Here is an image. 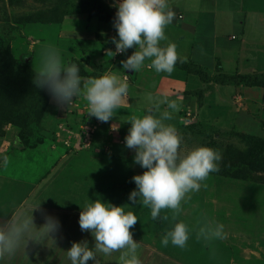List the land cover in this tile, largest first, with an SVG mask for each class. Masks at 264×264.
Returning <instances> with one entry per match:
<instances>
[{
    "label": "rangeland",
    "instance_id": "374dc122",
    "mask_svg": "<svg viewBox=\"0 0 264 264\" xmlns=\"http://www.w3.org/2000/svg\"><path fill=\"white\" fill-rule=\"evenodd\" d=\"M188 1L195 3L189 8L191 11L214 9L218 15L216 21L203 17L199 22L201 37L204 38L202 44L207 49H203L200 56L190 57L184 49L191 44L192 38L179 41L180 32L173 25L181 20L174 18L171 24L165 26L166 43L180 44L177 51L185 57L186 69L194 67L189 61L191 59L201 64L205 73L216 72L217 82L205 83L202 77L196 75L198 79L188 81L186 87L178 86L185 87L182 88V96L186 99L182 97L176 100L178 105L183 102V113L192 112L189 115L194 116L203 108L205 114H210L191 124L198 129V136L182 134L187 144H181V151L207 145L219 150L221 159L217 162L218 168L201 181L200 189L187 194L181 204L185 210L179 216L190 228L191 214L186 210L189 207L195 213L193 217H198L199 225L209 220L223 224L225 235L222 239H199L200 258L201 252L206 253L207 244L211 245L213 241V248L223 250L225 256H218L211 263L264 264V151L251 154L254 147L264 142V81L261 79L260 83L252 86L236 84L220 74L223 70L229 72L227 70L231 66H226L227 63L232 66L244 64L239 68L242 74L254 72V67L255 71L264 72V0ZM172 4L171 8L176 13L178 9H186L190 3L175 0ZM115 12L114 0H0V157L8 158L5 166L0 164V174L10 173L11 162L16 157L14 150L23 152L27 149H23L20 140L31 148L40 146L41 155L38 153L28 162L36 160V166L40 169L42 154L46 152L43 148L45 145L55 153H75L78 151L75 148L81 149L93 141L94 131L99 127L109 126L112 131L125 134L134 116H141L139 113L142 112L144 115L162 97L168 98L162 86L154 85L156 81L150 74L143 76L141 73L145 72L137 70L129 73L121 68L120 61L134 49L129 48L126 52L111 56L109 51L115 49L111 37L117 35L112 24ZM208 34L210 40L205 38ZM221 36L228 55H212L213 50L222 49ZM46 46L55 47L65 63H77L85 80L105 73L126 80L129 88L124 103L130 102L136 112H130L127 117H116L115 122L103 123L87 114V101L82 93L67 109L56 106L49 93L32 82L33 73L41 66L42 49ZM147 62L150 61L146 59ZM143 87L147 89L144 95L146 100L139 97ZM210 90H214L215 98H206V92ZM124 103L121 106L126 105ZM141 105H145L143 111ZM121 106L116 109L119 110L115 112L117 116H122ZM250 154L253 163L248 166L244 158H251ZM25 175L22 177L24 185L27 182ZM14 199L19 201L17 196ZM8 201H4L0 195V218H5L4 208ZM158 241L152 238L149 245L141 250L139 248L141 264L189 263L185 254L178 250L177 254L167 250V247L162 246L161 250ZM175 248L185 250V247L175 245L172 250ZM163 255L170 258L163 259ZM172 257H181L184 262L177 263ZM206 263L207 259L204 258L198 264ZM0 264L27 263L5 258Z\"/></svg>",
    "mask_w": 264,
    "mask_h": 264
},
{
    "label": "clouds",
    "instance_id": "9594fccd",
    "mask_svg": "<svg viewBox=\"0 0 264 264\" xmlns=\"http://www.w3.org/2000/svg\"><path fill=\"white\" fill-rule=\"evenodd\" d=\"M114 4L112 24L117 35L111 37L115 49L109 52L112 56L134 49L120 61L121 68L140 70L148 59L147 66L157 73L173 72L176 62L185 57L178 53L174 42L162 43L168 40L165 26L175 17L168 0H114ZM32 82L37 88H44L56 106L65 109L82 93L87 101V114L105 122L113 119L115 110L126 100L129 88L126 80L112 73L85 80L79 65L65 63L53 46L42 49L41 66L33 73ZM161 104L166 107L161 109ZM178 107L175 99L162 97L144 115L134 116L129 121L124 144L134 149L133 162L144 169L132 175L135 187L129 191L128 200L132 205L150 208L153 220L159 217L169 221L171 227L160 237L162 245L171 243L183 248L189 240L190 229L183 220L177 219L182 201L188 193L198 191L201 181L218 168L221 153L207 145L181 151L182 137L172 124L165 122ZM7 162V156L0 157V164ZM89 201L80 207L78 224L81 231L91 234L94 242L89 246L87 239L72 241L65 250L69 264H89L90 260L91 264H105L114 252H118L116 264H141L140 244L132 234L138 220L133 207L101 199ZM38 208L39 203L29 210L0 218V261L15 256L21 249L26 254L29 241L54 243L60 221L43 212V223L37 225L32 210ZM162 209L171 210V217L167 213L161 216ZM195 232L204 241L222 239L225 235L223 224L210 220L201 223Z\"/></svg>",
    "mask_w": 264,
    "mask_h": 264
},
{
    "label": "crops",
    "instance_id": "0c3cea01",
    "mask_svg": "<svg viewBox=\"0 0 264 264\" xmlns=\"http://www.w3.org/2000/svg\"><path fill=\"white\" fill-rule=\"evenodd\" d=\"M174 1L175 0H168V2H170V7L173 6L172 3H174ZM187 2L190 4L185 7L186 9H178L175 13L174 20H181V22L178 23L175 21L173 27L174 29L178 30V33L180 32L178 35L179 41L183 42V38H187L188 40V37L192 38L191 44L184 50L190 54V57H197L203 53V49H207L206 45L202 44V39L204 38L201 37L202 32L199 22L201 19H203V17L212 18L216 21L218 15L215 13L214 9H198L191 11L189 8L195 6V3L188 0ZM190 15L194 17H190ZM186 35L187 37H185ZM221 37L222 49L215 51L213 50L212 55L215 53H220L223 56L228 55V53L225 52L226 49L224 47V38L223 36ZM247 37L248 35L246 38ZM205 38H209L210 40V34H208ZM188 42L186 41V43ZM162 43H166V41H162ZM186 43H184L183 47ZM176 46L177 48H180L179 43L176 44ZM183 61H185V59ZM189 61L192 62V64L202 66L201 64L191 61V59H189ZM148 63L149 62L145 63V66H142V68L138 71L145 72L141 73L143 76H149L150 74L154 81H156L154 85L162 86L165 95H168L169 99L179 100L180 98L184 97L182 96V88L187 86L188 81H194L196 78L198 79L196 74L187 71V69L183 67L175 66L174 71L171 73H157L154 69L147 66ZM242 65L244 64L232 66L228 65L227 63L226 66H231V68L227 70L229 72H225L223 70L224 67L222 66L223 71L221 72L223 73L220 72V74H237L240 71V66ZM254 68V72L252 73L263 72L255 71L256 69ZM233 71H236V73H232ZM129 73H133V71L129 70ZM213 73L207 74L211 76V78H214L216 77V72L214 74ZM238 74H242V70ZM151 77L149 78L152 79ZM181 82L185 84H181ZM204 82L213 83V79H210V81L204 80ZM176 83L180 84L176 85ZM182 85L185 87H178ZM198 89L195 88V90ZM146 90L147 89L143 87V92L141 96H139L144 100H146V98H144V95H146ZM212 96H215L214 90H210L208 93L206 92V98ZM185 99L186 98L184 97V100ZM146 102L149 101L147 100ZM182 103L179 104L178 109L173 112L172 118L165 122L172 124L181 137L184 133H190L192 137H196L199 135L197 131L198 129L192 127L191 124L194 125L196 120L205 118L210 114L209 112L205 114L203 108L199 110L198 113L194 114V116L189 115L192 112H187L189 114H185L183 111H181V107H183ZM124 104L126 105L121 106L122 116H117L116 113H118L119 110H115L116 113H114L113 119H110L106 122H115L116 117L121 118L123 116L125 117L127 114L129 116L130 112H136V108L133 109L130 102ZM144 106L145 105H141V111H143L142 109ZM165 107V104L162 105V109ZM154 113H156V115L159 114L158 112ZM139 114L142 116L143 112ZM104 122L105 121H103V123ZM111 128L112 127L109 128L108 126V128L99 127L98 129H95L93 141L88 142L82 146L81 149L73 148L74 150H78L74 151L75 153H61V151L55 153L54 150L48 149V146L45 145L43 148L46 149V152L42 154L43 163L40 165L41 170L36 166V160L28 163L30 158L35 157V155H37L41 150L39 145L37 148H27L23 150V152L20 150H14V155L16 157H14L13 160L17 159L18 161H14L13 163L12 160L9 174H0V195L2 198L4 197V201L6 199L9 200L7 202V206H3L5 207L4 212H6L7 215L8 213L15 215L20 211L31 209V207L39 203V208L32 210L34 222L37 225L43 223L42 213L46 212L56 216L59 219L60 230L55 234L54 243L51 241L44 243L29 241L26 245V254L21 249L15 256L10 257L12 260L27 264H69L65 250L70 247L72 241L87 239L89 241V246H91L94 242L91 234L87 230L81 231L78 224L80 207H83L85 202H90L89 199H101L103 201H109L117 205L128 204L129 206H132L135 214L138 217L136 224L132 228V234L133 238L139 241L140 250L144 246L149 245V242L152 240V238L160 240L164 230L168 227H171V224L168 220H164L159 217L156 220H153L150 216V208L147 206L142 204L132 205L131 201L128 200L129 191L135 187L134 181L131 180L132 175L134 173H141L144 169H142L139 164L133 162L132 157L134 154V149L128 148L124 144V136L126 133L124 134V132H114ZM125 132H127V130ZM182 143L187 144L183 139ZM38 155L41 154L39 153ZM21 157L27 159H21ZM25 162H27V165ZM24 173L26 174L25 177L27 180L25 185L23 184L24 180L22 179ZM16 196L19 198V201L17 200V202L14 199ZM125 207L127 210L128 206L126 205ZM183 210H185V208L181 207L177 219L181 220L179 214H182ZM186 210L191 214L192 222L190 223V237L187 245L185 246V250L183 249L182 251V249L179 250L177 248L172 250L174 245L171 243L165 246L162 245L160 241H158L161 250L163 246L165 248L167 247V250H171L175 254L178 252L184 253L186 259L188 260L187 262H189L188 264H198L200 259L203 260L204 258L207 259L206 264H214L213 262L211 263V261L214 259L217 260L216 258L218 256H220V258L224 257L225 252H223V250H216L213 248L214 242L212 241L211 245L207 244L208 249L206 250V253L203 254L201 252L200 258L199 239L196 237L195 232V229L199 225L198 217H193L195 213H192V208L188 207ZM165 213L171 217V210L162 209L161 216H163ZM6 214L5 218L7 217ZM116 256H118V252L112 253L111 257L106 259L105 264H116ZM168 258L170 257L163 255V259ZM172 258H174L177 263L184 262L181 257ZM89 264H91V260L89 261Z\"/></svg>",
    "mask_w": 264,
    "mask_h": 264
},
{
    "label": "trees",
    "instance_id": "16d2710c",
    "mask_svg": "<svg viewBox=\"0 0 264 264\" xmlns=\"http://www.w3.org/2000/svg\"><path fill=\"white\" fill-rule=\"evenodd\" d=\"M178 64V65H177ZM180 65V66H179ZM175 66H179V67H183V68H186L185 66L186 63L184 61H180L178 60L176 62V65ZM191 66H194L192 67V69H187V71L191 72V73H194L196 75H199L200 77H202L205 81H210V79L215 82H217L215 79L216 77L214 78H211V76H209L207 73L204 72V70L202 69L201 66L197 65V64H192ZM188 67V66H187ZM227 78V81L229 82H234L236 84H247V85H254V84H257V83H260L261 82V79H263L264 81V72L262 73H246V74H233V75H225L224 78ZM193 132V131H192ZM20 145H22L23 149L25 148H31V147H28V144H26L25 142H22V140H20ZM34 146H32L33 148ZM264 151V142L259 144V146H256L254 147V150L253 152H251V154H260ZM250 154V156H251ZM244 163L248 166H250L252 163H253V158L251 156V158H244Z\"/></svg>",
    "mask_w": 264,
    "mask_h": 264
}]
</instances>
